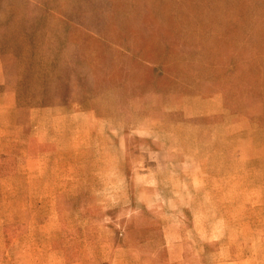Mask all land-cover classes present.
<instances>
[{
    "label": "rangeland",
    "instance_id": "1",
    "mask_svg": "<svg viewBox=\"0 0 264 264\" xmlns=\"http://www.w3.org/2000/svg\"><path fill=\"white\" fill-rule=\"evenodd\" d=\"M0 60L67 110L60 194L0 203L8 238L57 216L70 262L264 264V0H0Z\"/></svg>",
    "mask_w": 264,
    "mask_h": 264
},
{
    "label": "crops",
    "instance_id": "2",
    "mask_svg": "<svg viewBox=\"0 0 264 264\" xmlns=\"http://www.w3.org/2000/svg\"><path fill=\"white\" fill-rule=\"evenodd\" d=\"M13 71L0 60V197L2 198L0 203L2 208L7 200L16 196L43 198L60 194L59 191L54 190L58 189L60 178L48 173L52 161L44 149L51 143L49 137L57 129L60 112L67 111L51 102L49 104V102L35 101L29 107L21 104L20 92L13 89L17 86L14 83ZM195 100L197 101L195 105L201 111L191 113L195 115V117L191 116L192 118H204L203 115L216 117L224 113V105L217 104L216 98L201 97ZM213 105H215L213 111L206 110L208 106ZM182 112H184L183 108ZM2 164L7 165L5 169L1 167ZM34 166L35 173L32 171ZM43 166L47 168L46 172H43ZM46 188L48 189L45 190ZM9 225L11 224L7 222V218L0 219V264H22L23 260H26V264H83V262H70L66 251L58 246L60 239L57 234L61 232V226L57 216L46 217L38 222L35 226L39 228L37 235L26 231L23 235L8 238L6 229ZM28 225L27 230L32 227L31 222ZM49 226L52 228L50 229ZM23 243L32 245V249L17 251L20 249L19 245ZM44 243H49L50 248L43 250ZM14 254L18 258L12 261ZM44 260L46 262H43Z\"/></svg>",
    "mask_w": 264,
    "mask_h": 264
}]
</instances>
